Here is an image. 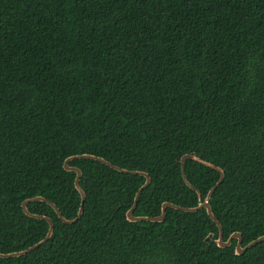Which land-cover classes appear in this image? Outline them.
<instances>
[{
  "label": "trees",
  "instance_id": "obj_1",
  "mask_svg": "<svg viewBox=\"0 0 264 264\" xmlns=\"http://www.w3.org/2000/svg\"><path fill=\"white\" fill-rule=\"evenodd\" d=\"M89 154L151 177L136 215L170 201L209 203L224 239L264 234V0H0V252L49 230L22 202L44 196L77 216L71 156ZM84 211L64 222L46 201L51 238L0 264H264V240L242 254L220 247L205 208L167 207L130 221L146 176L91 159Z\"/></svg>",
  "mask_w": 264,
  "mask_h": 264
},
{
  "label": "water",
  "instance_id": "obj_2",
  "mask_svg": "<svg viewBox=\"0 0 264 264\" xmlns=\"http://www.w3.org/2000/svg\"><path fill=\"white\" fill-rule=\"evenodd\" d=\"M77 159H91V160H94V161H99V162H101V163H103V164L111 167L114 170H119V171L124 172V173L140 174V175L146 176V182L138 189V191H137V193L135 195L134 203L130 207V209L127 211V218L130 221H133L134 222V221L148 220V221H158V222H161V221H163L166 218V215H167V207L168 206L173 207V208H176V209H181V210H184V211H197V210H200V209L205 208L207 210L208 214L210 215V217L216 222V224L219 227V236H218V238H216V242H217V244L220 247H228V246H231L233 240L234 239H237V244H236V247H235V252L237 254H242L247 249H249L252 246H254L256 243L264 240V234H263V235L257 237L256 239L252 240L251 242H249L247 245H243V235L239 231L233 232L229 236L228 239H226V240L224 239L223 226L220 223V221L216 218V216H215V214H214V212L212 210L211 204L209 203V199H210L212 193L216 190V188L224 180V178H225V171L222 170L219 167H216L215 165H213L211 163H208V162H205V161L201 160L200 158H198L195 155H184L183 158H182V160H181V162H182L183 177L185 179V182L190 187L196 189L199 192V190L187 179L186 172H185V164H186V161L188 159H193L195 161H198L200 163H203L204 165H206L208 167H211L213 169H216V170H219L220 171V178H219V180L209 190V192H208L206 198L204 199V201H201L199 203V205L198 206H195V207H185V206H181V205L175 204V203L170 202V201H165L162 204L161 214L156 215V216H148V215H136L135 214V209H136V207L138 205V200H139V197H140L142 191L145 188H147L150 185V183H151V177H150V175L147 172L140 171V170H126V169H122V168H120L118 166H115V165L111 164L110 162L106 161L104 158H100V157H97V156H94V155H89V154H83V155L71 156V157H69L64 162V169L65 170L75 171L77 173L76 178H75V185H76L77 189L79 190V192L81 194V205H80V208H79V211H78L77 216L75 218H73V219L66 218L61 213L60 208L54 202L46 199L44 196H41V195L34 196V197H30V198L25 199L22 202V207H23L24 212L27 215H29L31 217H34V218L45 219V220H47L49 222V230L47 232V235L43 239H41L39 242H37V243L29 246L26 249H23V250H20V251H14V252H7V253L0 252V257H2V258H9V257H16V256H20V255L26 254V253L31 252L32 250L36 249L40 245L44 244L45 242H47L51 238V236L53 234V231H54V226H55L52 218L49 217V216H46V215H41V214H37V213L31 212L28 209V203H30V202L39 201V200L48 202L49 204H51L55 208V210L57 211L59 217L64 222H66V223H74V222L78 221L81 218V216L83 214V211H84V203H85V200H86V197H87L86 192L84 191V189L80 185V180H81V176H82V170H80L77 167H74V166H70L69 165V163L71 161L77 160ZM199 196L201 198V193L200 192H199Z\"/></svg>",
  "mask_w": 264,
  "mask_h": 264
}]
</instances>
